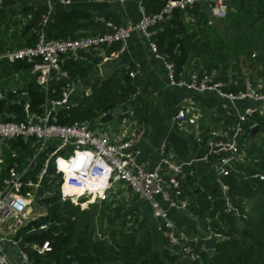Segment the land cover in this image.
<instances>
[{"label": "built area", "instance_id": "2783aa9c", "mask_svg": "<svg viewBox=\"0 0 264 264\" xmlns=\"http://www.w3.org/2000/svg\"><path fill=\"white\" fill-rule=\"evenodd\" d=\"M27 1L48 6L49 14L43 18V25L48 24L56 2L65 6H71L73 2ZM231 2L232 0L170 1L153 14H147L141 7L142 16L135 23L119 25L106 21L104 30L100 33L63 41L47 40L46 35L41 33L40 41L33 47L0 51V63H33L36 82L44 93V100L39 105L32 103L28 92L21 91L13 82L4 85L3 82L9 78L0 75V264H14L5 252L6 240L1 235L2 228L11 222L16 231L27 225L28 211L33 204H37V196L42 197V204L48 198L58 196L61 201L83 209L107 200L119 183L150 205L168 247L181 261L195 262L198 259V247H203L205 240L215 236L210 230L202 236L190 234L170 216L171 210L187 207L184 194L188 180L193 175L192 161H174L167 145L163 144L159 151V166L154 170H147L138 162L137 150L145 129L121 137L99 133V120L70 125L57 123V112L63 108L70 109L75 104L74 82L68 72L62 70L61 56L78 58L82 52L105 50L115 45L119 46L117 52H124L134 33L142 34L150 43L155 57L165 63L170 85L185 89L193 95L214 97L226 103V115L232 116L234 123L227 130L221 127L208 131L205 135V158H215V171L225 201L224 209L240 217L238 206L230 198V188L224 179L230 176L232 164L243 161L251 131L259 125L252 122L251 118L258 111L264 112V107L255 106L257 102L264 103V84L256 89L246 81V91L235 94L228 92V84L219 81L213 74H204L191 81H177L174 65L158 52V43L151 39V28L169 21L175 9L185 11L196 4H207L214 18L225 20L230 12ZM130 77L135 78V73L130 72ZM56 80H66L69 84L59 97L51 98L48 94L49 86L51 81ZM246 101L253 102L254 106L239 109V105ZM14 104H21V111L10 110ZM194 110L193 107L178 110L175 120L181 126L186 123L196 125L198 116ZM259 178L264 180L263 176ZM45 229L47 226L40 228ZM18 243L20 241L15 245ZM35 249L39 254L51 251L48 241L35 246ZM21 255L24 264H31L24 251Z\"/></svg>", "mask_w": 264, "mask_h": 264}, {"label": "trees", "instance_id": "16d2710c", "mask_svg": "<svg viewBox=\"0 0 264 264\" xmlns=\"http://www.w3.org/2000/svg\"><path fill=\"white\" fill-rule=\"evenodd\" d=\"M170 1L177 0H143L142 5L147 14H153ZM14 4H18L17 0L3 1V6H0V26L8 14L7 6L12 7ZM259 8L262 10L260 17L264 18V3H261ZM16 13L23 17L22 20L13 22V25L21 26L16 32L18 44L15 48L13 46L6 48L5 44L0 43V51L33 47L40 41L41 33H44L50 41L78 39L90 35L87 32L98 28L101 23L93 20L92 14L86 10L71 9L53 10L48 24L43 25V18L49 14V8L44 4L25 5ZM11 17L15 18V15ZM229 17L232 16L228 14L223 21H227ZM105 20L117 24L119 18L116 14H108ZM186 25L183 11L175 9L169 21L151 28V39L158 43V52L165 55L166 60L174 65L175 79L191 80L187 74V65L193 59H200L203 64L198 65L197 78H201L204 74L220 72L224 53L226 51L232 53L233 49L226 50L224 46L214 48L199 41L191 42L188 39ZM118 49L117 45L108 52ZM244 50L246 53L247 49ZM250 56L251 53L245 54L247 60L240 59L236 67H244V62H249ZM60 60L62 70L68 72L72 82L83 81L89 76L87 66L76 58L61 56ZM250 66L252 64L248 65L249 68ZM130 72H132L131 68L125 70L121 82L116 85L112 80H108L101 85H95L89 94L74 93V106L70 109H60L56 115L57 123L70 125L75 122L97 121L120 104L127 102L137 92V86L132 81ZM0 75L9 78L3 82L4 85L11 83L16 76L20 77V81L15 84L21 91L28 92L32 103L36 102L39 105L44 100L43 89L37 84L36 74L33 73V63L29 64L25 61L0 63ZM217 78L228 84L226 90L230 93L245 92L248 78V81L255 86L253 78L244 77L240 73L235 76L233 82L228 73L220 74ZM68 84L66 80L51 81L49 96L59 97ZM199 100L204 106L217 109V114L220 116L218 123L221 124L222 121L224 123L220 126L225 130L232 127L233 117L226 115L222 100L214 97H203ZM21 108V104H14L11 105L10 110L21 111ZM135 115L142 119L143 108L138 109ZM251 120L259 124L261 130L245 150L248 163L238 161L232 164L230 176L224 179L229 185V193L244 199V206L238 207L240 217L232 212H226L219 202L211 201L207 195L199 191L193 192V188H190L191 191L187 190L186 186L184 194L186 197L196 194V198L188 208L200 219L207 220L210 231L221 236L214 251H202V246H199L198 259L195 262L181 261L182 259L178 255L175 256L173 250L168 247L149 258L153 251L152 239L145 221L137 222L139 228L132 229L135 230L134 233H131L132 230L126 234L121 230L116 232L119 237L114 236L113 243L107 238L100 239L95 235L92 224L85 222L87 218L85 212L71 203L28 222L18 230L16 239H24L23 251L28 255L31 264H264V180L259 178V176L264 177V112H256ZM58 198L60 197L48 198L45 205L55 204ZM107 208L117 213L115 222L122 219L123 205L117 207L108 205ZM127 223L125 221V226ZM42 226H47V229L40 230ZM33 230L35 231L32 232ZM47 241L51 251L48 254H39L35 246H41ZM164 243L167 244L166 240Z\"/></svg>", "mask_w": 264, "mask_h": 264}, {"label": "crops", "instance_id": "0c3cea01", "mask_svg": "<svg viewBox=\"0 0 264 264\" xmlns=\"http://www.w3.org/2000/svg\"><path fill=\"white\" fill-rule=\"evenodd\" d=\"M72 1L71 6L68 7L71 9L86 10L92 14L93 20L101 22L98 28L88 31V34L102 32L108 14L118 15L119 21L117 24L125 25L139 21L142 16L140 8L142 7L144 9L142 5L143 0ZM17 2H24L25 5H39V3L27 0H17ZM261 3H264V0H233L231 2L229 13V16L233 15L231 19L244 17V32L247 34L254 33V35L257 34V36L253 40L252 36L245 40L244 48H246L247 51L244 53V60H247L245 59V54L247 53H251V59L249 62L247 61V63L244 62V67L236 68L235 70L234 67H228L227 64H222L220 72L212 73L215 77L223 73H228L233 82L235 76L240 73L244 77L248 76L253 78L255 82L254 88L256 89H259L262 84H264V18L260 17L262 10H260L259 6ZM25 5L21 3V6ZM183 17L185 24L186 22L190 25L193 23V25H191V27H193L191 30L187 28L188 33H192V36L197 34L199 28L205 30L206 33L204 35L210 36L214 30L213 25H215L217 21L225 22L214 18L207 4H196L188 8L183 11ZM192 38L193 37L190 38L188 36L191 42H198ZM129 42V47L124 52H117L118 49L117 51L109 53L108 51L113 49L114 46L105 50L97 49L82 52L80 57L76 59L87 66L89 69V76L83 81L74 83L75 93L78 95L89 94L95 85H101L108 80H112L116 85L121 82L123 72L131 68V71L135 73V78L131 77V79L137 86L136 94L127 102L116 107L111 113L98 119L97 125L100 126L101 130L111 125L112 129H109V131L105 133L115 134L121 137L133 135L139 130L145 129V135L137 145V150L139 152L138 162L145 169L154 170L159 166V151L161 146L166 144L174 161L178 163L193 162L191 167L193 175L188 180L186 185L187 190L193 188V192L199 191L207 195L211 201L219 202L224 207L225 201L223 200V192L215 171V158L210 157L207 158V160L205 158L207 152L205 135L210 129L223 128V126H216V124H219L218 122L220 120L217 109H210L201 103L199 99L205 98L206 96L193 95L185 89L170 85L167 70L164 65L165 63L155 57L149 46L150 43L142 34L134 33ZM199 43L201 42L199 41ZM249 49L251 51H249ZM198 60L199 59H193L190 61V64L187 65V74L191 80L198 79V65H200ZM249 64H252L250 68L248 67ZM223 103V107L227 111L225 107L226 103ZM253 106V102L246 101L239 105V109L245 110ZM189 107L195 109L194 113L198 116L197 124L189 125L186 123L181 126L179 122L175 120L176 113L182 108ZM140 108H143L144 116L142 119L137 118L135 115V112ZM106 116H110L111 118L103 122ZM250 142H252V138ZM245 158L246 156L241 163L245 162ZM116 192L119 193L117 198L123 199L121 203L123 204L124 211L129 207V214L134 217L136 223L139 221L146 222L152 239L153 251L151 256L167 248L168 245L164 243L165 239L160 229V223L154 217L150 205L135 196L122 183H119L114 188L112 194H116ZM195 198L196 194L191 197H186L187 207L180 210H171L170 216L175 220L177 225L186 228L190 234L202 236L210 229L207 220L200 219L188 208V205ZM232 201L234 202L233 199ZM235 203L234 205L238 206ZM243 203L244 202H242V204ZM37 204L42 205V202L40 201V203ZM29 212L30 210L28 211V216ZM130 216L129 218H131ZM17 232L13 222H11L2 228L1 235H3V238L6 240L4 243L5 252L8 254L11 261L14 264H24L21 258V252H23L21 243L24 239L17 240ZM19 241L20 243L15 245V243ZM13 256H15L16 260Z\"/></svg>", "mask_w": 264, "mask_h": 264}, {"label": "rangeland", "instance_id": "374dc122", "mask_svg": "<svg viewBox=\"0 0 264 264\" xmlns=\"http://www.w3.org/2000/svg\"><path fill=\"white\" fill-rule=\"evenodd\" d=\"M3 1L4 0H0V6H3ZM22 5H25L24 2H21ZM21 3L18 2V4H14V6H12L14 12L13 14L15 15L14 17L13 14L8 13L6 16V19L4 20V23L2 24V26H0V43L5 44L6 48H11V46H13L14 48L17 46V38H16V32L19 31V29L21 28V26L18 25H13L14 21H19L22 20L23 17L21 15H19V13L15 12H19L20 8L23 7L21 6ZM10 7V6H9ZM7 6V9L9 8ZM233 16V15H231ZM232 18V17H231ZM229 17V19L225 22H216L215 25H213L214 30L213 33H211V35H204L206 32L203 29L198 30L197 34H195L194 36H192V33L189 34V37H193L196 41H200L203 44H208L206 46H211L214 48H217L219 46H224V48L230 49L232 48L233 51L232 53H224L223 58L221 59V64H227L228 67H234V69L236 70V66H238V62L239 60H243L244 59V53H245V40L248 39V37H253L252 40L254 38H256L257 34L254 35V33H246L244 32V17H236L231 19ZM188 22H186L187 24ZM191 25H193V23H191ZM190 24H187V28L189 30H191ZM223 30V33H222ZM195 33V32H194ZM210 34V33H209ZM192 38V39H193ZM205 42V43H204ZM247 46V45H246ZM249 51H251L249 49ZM198 62H200V64L202 63V61L199 59ZM20 81V77L16 76L15 79L11 81V83L13 82V84L17 83ZM109 129H112V126L109 125L107 127H104L103 130L99 131V133H105L106 131H109ZM105 130V131H104ZM244 163H248V160H244ZM120 192V191H118ZM116 192V194H110L108 199L105 200V204H103L102 202H97L96 204H92L89 207H84L83 209L80 207L81 211H84L86 214L85 218V222H90L93 226V228L95 229V235L98 236L100 239H105L107 238L108 240H110L112 243L114 242V236H116V238L119 237V235L116 233L119 230L124 231V233L126 234L127 232H130V230L134 229V228H139L138 224H136L135 219L133 216H130L129 214V207H127L126 211H124L122 213V216L120 220H118L117 222H115V217L117 215V213H113L111 212L107 206L109 205L110 207L112 206H119V205H123L121 202L123 199H119L117 198V196L119 195V193ZM230 198H232L234 200V202H236L235 204L238 205V207L240 205L244 206V199L238 195L229 193ZM242 202H244L242 204ZM115 205H114V204ZM68 203H65L63 201H61L60 198L57 199V201L55 202V204L50 205V206H45V205H32L30 207V212H29V219L28 221H32L35 219H38L40 217H43L44 215H46L47 213H49L51 210L53 209H62V207L64 205H66ZM129 216L131 218H129ZM125 221H127V226H125ZM135 230H132L131 233H134ZM140 232L142 233V229H140ZM14 236V235H13ZM24 245V241L21 243V246ZM154 249V248H153ZM13 258L16 260L15 256H13ZM149 258H152V256L150 255Z\"/></svg>", "mask_w": 264, "mask_h": 264}, {"label": "water", "instance_id": "95a60500", "mask_svg": "<svg viewBox=\"0 0 264 264\" xmlns=\"http://www.w3.org/2000/svg\"><path fill=\"white\" fill-rule=\"evenodd\" d=\"M54 9H55V10H66V11L71 10L70 7L65 6V5H63V4L59 3V2H56V3L54 4ZM8 12H9L10 14H13V12H14L13 8H12V7L8 8ZM70 86H72V83H70ZM255 106H256L257 108H259V107H261V106L264 107V103L260 104L259 102H257V103L255 104ZM110 118H111L110 116H106V118L103 119V122L107 121L106 119H110ZM260 130H261V129H260V126H258V125H257L255 128L252 129V131H251L252 142L254 141V139L256 138V136L260 133ZM232 135H233V133H231V136H232ZM41 198H42V197L37 196V197L35 198L36 203H40ZM220 240H221V236H220V235H215V236H213L212 238L205 240V242H204V244H203V247H202V251H214L215 248H216V244H217ZM173 259H175V258L173 257Z\"/></svg>", "mask_w": 264, "mask_h": 264}, {"label": "bare ground", "instance_id": "6f19581e", "mask_svg": "<svg viewBox=\"0 0 264 264\" xmlns=\"http://www.w3.org/2000/svg\"><path fill=\"white\" fill-rule=\"evenodd\" d=\"M74 192H77L76 190Z\"/></svg>", "mask_w": 264, "mask_h": 264}]
</instances>
